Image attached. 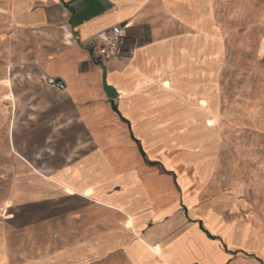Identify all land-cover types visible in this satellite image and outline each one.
<instances>
[{
	"label": "crops",
	"instance_id": "obj_1",
	"mask_svg": "<svg viewBox=\"0 0 264 264\" xmlns=\"http://www.w3.org/2000/svg\"><path fill=\"white\" fill-rule=\"evenodd\" d=\"M241 1L260 39L231 108L214 0H0V210L30 214L28 264H264V2ZM119 23L134 54L105 58Z\"/></svg>",
	"mask_w": 264,
	"mask_h": 264
},
{
	"label": "rangeland",
	"instance_id": "obj_2",
	"mask_svg": "<svg viewBox=\"0 0 264 264\" xmlns=\"http://www.w3.org/2000/svg\"><path fill=\"white\" fill-rule=\"evenodd\" d=\"M260 1L264 2V0ZM241 7H244L241 0H214L213 6L214 39L221 40L222 29H224L226 33L225 43L229 49V92L231 93V108L236 103V94L243 92L244 87L246 88V92H253L254 85H245L243 82L246 77L252 75L251 67L260 39L259 30L256 28L254 22L249 20L248 16L245 22L238 20V9ZM198 29L200 33V29H204V26H199ZM217 123V128H197V131L221 134L222 123L220 120ZM16 149L18 150L19 148ZM23 150L19 149V151ZM25 151L28 153V148ZM167 159L169 160L168 156ZM171 166L174 167L175 165L171 163ZM13 208L8 212H1L0 210V237L5 243V264H28L31 250L36 247L39 249L44 248L45 246L32 244L34 241L33 237L35 238V230L33 232L31 229L33 225L30 224V214L14 212ZM37 217L40 218V214H33L32 220H36ZM43 218L45 219V217ZM57 219L60 222V217ZM46 231L47 229L45 227L39 229L38 237H42V240H45ZM54 231L56 235L60 234V227L54 228ZM3 263V254H0V264Z\"/></svg>",
	"mask_w": 264,
	"mask_h": 264
},
{
	"label": "built area",
	"instance_id": "obj_3",
	"mask_svg": "<svg viewBox=\"0 0 264 264\" xmlns=\"http://www.w3.org/2000/svg\"><path fill=\"white\" fill-rule=\"evenodd\" d=\"M126 28V24L119 23L102 29L96 34V38L102 42L100 55L105 58H121L134 54L133 49L126 47ZM44 81L56 88H65V83L54 77H45Z\"/></svg>",
	"mask_w": 264,
	"mask_h": 264
},
{
	"label": "water",
	"instance_id": "obj_4",
	"mask_svg": "<svg viewBox=\"0 0 264 264\" xmlns=\"http://www.w3.org/2000/svg\"><path fill=\"white\" fill-rule=\"evenodd\" d=\"M104 88L109 97L115 98L117 96L116 90L112 86L107 85L105 80H104Z\"/></svg>",
	"mask_w": 264,
	"mask_h": 264
}]
</instances>
